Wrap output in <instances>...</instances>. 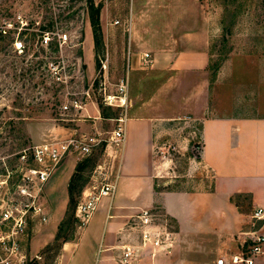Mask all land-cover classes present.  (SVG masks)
I'll use <instances>...</instances> for the list:
<instances>
[{"label":"crops","instance_id":"0c3cea01","mask_svg":"<svg viewBox=\"0 0 264 264\" xmlns=\"http://www.w3.org/2000/svg\"><path fill=\"white\" fill-rule=\"evenodd\" d=\"M212 27L196 0H129V76L138 78V86L125 95L122 142L106 147L114 191L98 201L75 238L61 245L57 264H115L120 247L137 242L127 223L140 210L169 220L174 242L152 257L146 251L139 264H212L264 234V217L252 218L256 209L264 212V59H252L250 81L238 77L234 98L221 100L207 75ZM143 53L150 59L145 67ZM180 116L199 121L197 161L211 172L208 190L156 189L160 165L154 146L162 121ZM76 162L66 157L45 182L48 219L29 227V257L54 238ZM255 264H264V245Z\"/></svg>","mask_w":264,"mask_h":264},{"label":"rangeland","instance_id":"374dc122","mask_svg":"<svg viewBox=\"0 0 264 264\" xmlns=\"http://www.w3.org/2000/svg\"><path fill=\"white\" fill-rule=\"evenodd\" d=\"M196 3L214 28L209 38L207 65L212 93L230 102L238 77L250 81L252 59H264V0ZM93 4L98 6L97 44L92 38L86 0H10L1 3V11L10 5L9 15L0 17V25L9 30L8 39L0 41L1 45L6 44L0 52V156L11 161L9 155L25 145L62 139L72 133L94 136L97 143L91 152L77 159L85 164L80 171L85 179L82 187L97 185L95 167L109 161L106 147L114 119L121 116L124 108L118 106L116 97H123L124 91L127 94L138 86V78L132 80L129 76V0H101ZM44 29L51 33L48 45L41 47L39 33ZM11 38L22 42L21 53L16 52ZM49 62H53L54 69L47 66ZM73 97L83 105V110L69 109L61 114L59 105ZM162 122L161 140L154 146L160 165L156 189H210L211 172L197 161L199 121L180 116ZM73 197L77 203L76 191ZM74 209L64 231L65 237L73 239L80 228ZM157 222H164L170 231L171 222L164 216L157 214ZM29 227L31 224L27 231ZM27 231L21 242L27 256L25 264H57L59 252L56 253L55 246L47 250L45 246L36 257L28 256Z\"/></svg>","mask_w":264,"mask_h":264},{"label":"built area","instance_id":"2783aa9c","mask_svg":"<svg viewBox=\"0 0 264 264\" xmlns=\"http://www.w3.org/2000/svg\"><path fill=\"white\" fill-rule=\"evenodd\" d=\"M99 1L93 0L94 3ZM49 33L51 31L48 30L41 33L39 46L48 45ZM13 45L16 52H22L21 41H14ZM149 61L148 54L143 53L140 64L146 66ZM47 66L54 69L53 62ZM123 94V97H116L119 100L118 106L124 108L121 116L114 119L115 125L109 137L110 143L114 145L120 144L123 138L125 91ZM69 109L83 110V105L74 97L68 103L59 105L61 114ZM96 143L94 136L72 133L62 139L25 145L9 155L11 161L7 156H0V264H25L27 256L21 247L25 231L30 224L43 225L48 219L43 204L45 182L63 159L68 156L78 159L88 155ZM110 166V163L96 165L94 172L99 183L82 188L74 209L78 226L87 223L101 198L111 197L114 180L111 178ZM263 217L264 212L260 208L252 213L253 219L260 220ZM127 225L129 230L137 234V242L121 246L114 257L115 264H139L146 251L149 250V256L152 257L157 251H169L173 247L174 235L164 222H157V214L152 210H140L130 217ZM249 241L250 244L236 254L219 255L212 264H255V260L262 254L264 234L252 236ZM94 264L100 263L95 260Z\"/></svg>","mask_w":264,"mask_h":264},{"label":"trees","instance_id":"16d2710c","mask_svg":"<svg viewBox=\"0 0 264 264\" xmlns=\"http://www.w3.org/2000/svg\"><path fill=\"white\" fill-rule=\"evenodd\" d=\"M10 0H0V17L1 15H9L8 7L4 8L3 11H1V3H7ZM86 8L88 12V18H89V24L91 27V33H92V38L93 42L95 44L98 43L99 40V28H98V19H97V14H98V6H95L92 2V0H86ZM40 29H43V27H39ZM45 31V29H44ZM8 33L9 30L4 28L2 25H0V41L8 39ZM41 33H39V38L41 39ZM33 36H35L34 33H32ZM39 39V40H40ZM15 41V40H14ZM12 38L10 39V43H13ZM20 41V40H19ZM5 45L0 44V52L4 50ZM23 51V50H22ZM104 117V116H103ZM85 167L84 162H76L74 166L73 173L71 174L68 182H67V204L65 207V211L63 213L62 220L59 222L57 225L56 233L54 235V238L52 240V243L46 245L45 249H50L55 246L56 248V253L59 252L60 247L63 243L69 242L73 240V237H65L64 231H65V225L67 226L70 218L72 217V212L74 209V206L76 204V200L74 201L73 193L74 191L77 192V196L79 197L80 192L82 190V185L85 181V179L81 178L80 171ZM82 179V183L78 186V181ZM82 187V188H81ZM69 212L71 213L70 216L68 217Z\"/></svg>","mask_w":264,"mask_h":264}]
</instances>
